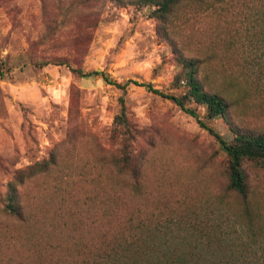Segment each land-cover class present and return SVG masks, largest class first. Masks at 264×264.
Listing matches in <instances>:
<instances>
[{
	"label": "rangeland",
	"instance_id": "374dc122",
	"mask_svg": "<svg viewBox=\"0 0 264 264\" xmlns=\"http://www.w3.org/2000/svg\"><path fill=\"white\" fill-rule=\"evenodd\" d=\"M152 10L139 0H0V214L8 183L41 162L53 163L50 177L19 185L20 202L35 197L59 202L66 196L80 211L88 194L99 200L100 186L133 181L117 175L123 139L115 119L123 106L130 165L140 170L144 201L156 214L204 217L221 225L233 250L240 238L259 250L249 240V221L239 215L264 216V169L245 165V209L227 188L226 157L207 130L172 101L132 83L118 88L102 76L179 94L181 89L170 87L180 71L177 51H206L235 29H245L244 11L237 8L239 15L227 14L226 21L199 15L183 23L181 9L172 19L184 36L175 37L174 48L158 32ZM214 50L235 74L245 56L248 71L237 82L247 92L226 119L209 125L227 140L234 137L231 126L264 133V41H247L238 53ZM226 54L232 56L229 62ZM73 68L98 74L80 77ZM196 109L204 116L203 107Z\"/></svg>",
	"mask_w": 264,
	"mask_h": 264
},
{
	"label": "trees",
	"instance_id": "16d2710c",
	"mask_svg": "<svg viewBox=\"0 0 264 264\" xmlns=\"http://www.w3.org/2000/svg\"><path fill=\"white\" fill-rule=\"evenodd\" d=\"M139 2L153 8L151 16L161 26L158 32L174 48L177 46L175 37L184 36L172 19L181 9L180 21L183 23H189L192 17L199 15H211L226 21L227 14L239 15L237 8L244 11L245 29H235L228 39L212 42L206 51L196 49L193 55L177 51L180 71L170 87L181 89L179 94L155 89L149 82L112 83L105 74L102 76L121 89L131 83L144 87L172 101L193 117L219 144L226 157L227 188L242 199L247 209L249 188L245 165L251 163L264 169V133L241 132L231 126L234 137L227 140L208 122L226 119L230 106L239 102V96L247 92L241 90L237 82L238 77L242 74L244 78L248 71L245 56L240 57L243 61L239 69L241 73L235 74L214 49L221 46L230 53H238L246 49L247 41H264V0ZM226 57L228 62L232 58L231 54ZM72 71L80 77L98 74L74 68ZM0 76H4L1 67ZM192 105L203 107L204 116ZM115 123L116 127L120 126L123 139L117 175L130 177L133 181L100 186L99 200L96 201V194H88L84 208L79 207L81 210L78 211L76 202L72 204L66 196H62L59 202L44 203L43 200L37 201V197L34 201L24 199L20 202L18 186L37 176L49 178L53 163L48 161L30 166L24 172L26 176L19 173L7 186L4 214H0V264H264V232L259 231L264 225L263 215H239L242 220L249 221L246 224L251 231L249 240L254 239L262 251L258 255L259 250L253 243L244 242L243 238L233 250L224 232L219 231L221 225L210 223L204 217L156 214L149 202L144 201L147 198L141 189L140 170L130 165L134 159L127 143L129 125L123 106Z\"/></svg>",
	"mask_w": 264,
	"mask_h": 264
}]
</instances>
